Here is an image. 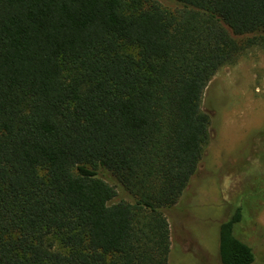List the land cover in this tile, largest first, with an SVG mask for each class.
<instances>
[{"label": "trees", "instance_id": "16d2710c", "mask_svg": "<svg viewBox=\"0 0 264 264\" xmlns=\"http://www.w3.org/2000/svg\"><path fill=\"white\" fill-rule=\"evenodd\" d=\"M169 1L0 0V264H168L203 92L264 35V0ZM241 219L221 264H254Z\"/></svg>", "mask_w": 264, "mask_h": 264}, {"label": "rangeland", "instance_id": "374dc122", "mask_svg": "<svg viewBox=\"0 0 264 264\" xmlns=\"http://www.w3.org/2000/svg\"><path fill=\"white\" fill-rule=\"evenodd\" d=\"M153 1L175 7L169 0H143ZM202 108L210 117L202 159L177 203L164 211L168 264H221L217 225L236 206L242 219L235 231L252 247L254 264H264V35L215 72ZM104 178L130 200L111 174Z\"/></svg>", "mask_w": 264, "mask_h": 264}]
</instances>
